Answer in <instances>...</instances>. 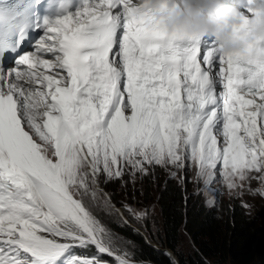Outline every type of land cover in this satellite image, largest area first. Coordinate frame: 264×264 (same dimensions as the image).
<instances>
[{
  "label": "snow or ice",
  "instance_id": "1",
  "mask_svg": "<svg viewBox=\"0 0 264 264\" xmlns=\"http://www.w3.org/2000/svg\"><path fill=\"white\" fill-rule=\"evenodd\" d=\"M123 4L85 3L0 69V264H134L135 246L94 210L118 213L101 184L135 185L157 166H194L206 196L218 174L230 191L264 185V62L217 68L212 50L162 42L139 10H125L121 35Z\"/></svg>",
  "mask_w": 264,
  "mask_h": 264
},
{
  "label": "trees",
  "instance_id": "2",
  "mask_svg": "<svg viewBox=\"0 0 264 264\" xmlns=\"http://www.w3.org/2000/svg\"><path fill=\"white\" fill-rule=\"evenodd\" d=\"M157 185L154 200L158 217H154L155 221H147L146 225L112 222L114 232L135 246L134 260L173 264L170 253H175L177 264H252L254 260L257 264H264V228L258 227L260 221L254 223L249 212L244 214L236 205L226 208L224 221L219 224L201 204L191 198L185 202L183 190L175 183L167 181ZM127 196L132 204L140 197H143V207L150 208L149 204H152L150 191L142 187L128 189L121 197L113 195V200L124 201ZM125 216L132 220L128 213ZM141 231L151 240L150 243ZM183 235L190 238L191 251L178 249Z\"/></svg>",
  "mask_w": 264,
  "mask_h": 264
},
{
  "label": "clouds",
  "instance_id": "3",
  "mask_svg": "<svg viewBox=\"0 0 264 264\" xmlns=\"http://www.w3.org/2000/svg\"><path fill=\"white\" fill-rule=\"evenodd\" d=\"M244 0H124L123 7L139 10L145 28L162 30V42L214 36L228 60L252 57L264 62V0H247L250 16L241 12ZM255 66V65H253ZM159 249V248H158Z\"/></svg>",
  "mask_w": 264,
  "mask_h": 264
},
{
  "label": "rangeland",
  "instance_id": "4",
  "mask_svg": "<svg viewBox=\"0 0 264 264\" xmlns=\"http://www.w3.org/2000/svg\"><path fill=\"white\" fill-rule=\"evenodd\" d=\"M252 175H259V174H255L253 173ZM152 180V179H151ZM137 183H142L140 180H137V182L135 183V185L129 183L130 187H133L138 185ZM157 184H161V181L156 180V181H151L145 184L140 185L139 187H142L144 190H149L150 191V202L152 204L150 205V208H146L143 207L144 204H142V198L140 197L139 201L137 200L136 203L131 204V206L137 208L138 210H149L150 212V216L148 219H146L142 224L146 225L145 222L147 221H153L154 217H158L157 215V207L155 205V190L157 189L158 185ZM178 185V184H177ZM192 185H193V191L194 193L191 194V196L195 199H192L191 201H196L198 204L201 203L203 204L206 208L208 209H204L205 212H208L211 214V216L215 219V221L219 222V224H221L224 221V217L226 215V208L231 207L233 205H237L238 207L242 208L244 210V214H246L247 212L250 213V217H253V220L255 221L254 223L258 224L260 223V226L258 225V227H262L264 228V196L263 198L259 197V194L253 195L252 192L256 191L257 189H261L262 186V182L258 179H253L251 181V183L249 185H246L243 189L241 190H236L235 192H232L231 195H227L226 193L222 195L221 198V194L219 195V197L215 200L217 203H221L220 207L218 210H215L214 205L213 206H208L207 201L209 198V196H206L201 190L200 188L196 185L195 181L192 180ZM124 188L125 187H121V184H117L115 183V185L110 184L109 185V189L113 192L114 195H116L117 197H121L122 193L124 192ZM249 188L252 190V192L249 191ZM191 186H187L186 191H190ZM201 191V194L196 196V193ZM125 192H128L125 191ZM239 193V194H238ZM128 198V196H127ZM114 204H118L115 203L114 201H112ZM142 204V206H141ZM242 205H247L248 207H243ZM115 208L118 210V213H115V218H121V215H123V211L122 209L118 206L115 205ZM214 212V214L212 212ZM247 211V212H246ZM132 217V216H131ZM132 220L133 217H132ZM262 220V221H261ZM155 221V219H154ZM260 221V222H259ZM107 227H109L108 222H106ZM261 229V228H260ZM142 234L144 235V238L147 242L150 243V239L148 237H146L145 233L143 231H141ZM154 245H156L155 243H152ZM130 250H131V245L129 246ZM193 248L192 242L190 240V238L188 236L183 235L180 239V243H179V247L178 249L180 251H184V252H188L191 251V249ZM161 249V248H160ZM175 258L177 257V255H175V253L172 254ZM112 259V258H111ZM177 259V258H176ZM264 263V262H263ZM111 264H113V262L111 261ZM134 264H138V263H134ZM252 264H257L256 260H254V262Z\"/></svg>",
  "mask_w": 264,
  "mask_h": 264
}]
</instances>
